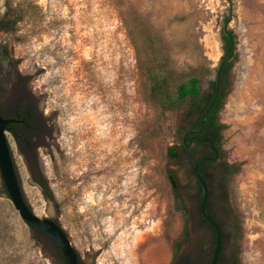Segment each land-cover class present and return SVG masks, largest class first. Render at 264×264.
Masks as SVG:
<instances>
[{"label":"rangeland","instance_id":"rangeland-1","mask_svg":"<svg viewBox=\"0 0 264 264\" xmlns=\"http://www.w3.org/2000/svg\"><path fill=\"white\" fill-rule=\"evenodd\" d=\"M6 12L15 23L0 32L8 53L0 67L30 82L48 121L36 156L10 133L9 145L33 213L61 225L80 264H208L214 237L198 215L190 158L167 156L181 146L180 114L159 118L148 100L124 19L133 13L144 22L169 67L183 75L217 67L222 20L230 15L238 61L219 118L227 160L243 165L227 203L215 201L210 212L227 234L226 264L236 243L241 264H264V0H0V17ZM6 95L0 88L3 110ZM0 264H64L56 243L20 218L1 177Z\"/></svg>","mask_w":264,"mask_h":264},{"label":"trees","instance_id":"trees-1","mask_svg":"<svg viewBox=\"0 0 264 264\" xmlns=\"http://www.w3.org/2000/svg\"><path fill=\"white\" fill-rule=\"evenodd\" d=\"M8 20V12L0 17V32H8L9 26L11 27L15 23V21L9 22ZM230 20V15L225 16L222 20L220 31L222 55L217 67L213 70L203 64L196 67L191 73L180 75L167 64V58L157 47L156 38L149 27L144 22L139 21V18L133 13L130 18L124 19L127 36L135 51L138 69L145 79L148 100L157 109L159 118L167 113L180 114L181 117L176 126V137L181 146L180 148L169 147L167 156L174 161L180 159L182 154L188 156L190 169L194 175L193 167L198 161V157H215V152H217L216 161L205 162L198 168L208 187L207 208L209 213L214 208L215 201L227 203L229 182L241 171L243 165L242 162H229L227 160V152L223 148V131L226 129V125L219 118V113L223 109L232 86V70L238 61L237 36L229 27ZM1 48L4 53L1 52ZM7 59L6 47H0V60L4 62ZM204 84H206V88H204ZM217 85L219 86L218 92ZM214 98V104L205 116L202 127L203 115ZM3 117L8 118V115L4 113ZM28 132L31 137L34 135L30 127L21 129V134L18 136L21 146L30 147V143H26L24 137L28 135ZM191 139L192 142L190 143ZM24 150L30 152L31 149ZM167 178L177 201V208L186 219V206L181 198L179 183L171 172L168 173ZM196 182L201 197L203 190L197 180ZM44 189L51 198L52 193L48 186H44ZM211 215L216 220L213 213ZM200 220L210 227L203 218L200 217ZM217 223L222 229L221 224L218 221ZM234 227V238L237 241L242 234L241 223L237 222ZM35 230L41 234H46L38 229ZM222 232L224 248L227 234L224 233L223 229ZM182 236H188L186 222ZM178 243L179 239L173 242L174 252H176ZM235 249L229 264H241L237 251L238 243H236ZM218 264H226L222 254Z\"/></svg>","mask_w":264,"mask_h":264},{"label":"water","instance_id":"water-1","mask_svg":"<svg viewBox=\"0 0 264 264\" xmlns=\"http://www.w3.org/2000/svg\"><path fill=\"white\" fill-rule=\"evenodd\" d=\"M218 89L219 86L217 85V92ZM215 98L211 101L207 111L203 115L202 127L203 120L212 108ZM10 122V119L4 118L0 113V177L6 189L7 196L20 218L26 223L29 228L43 231L54 240L63 256L65 264H79L78 252L71 244L67 233L61 227V225L55 222L53 219L39 218L38 216H36L25 198L19 173L15 165L13 152L10 148L7 138L9 135L7 131V125ZM191 142L192 139L190 140V143ZM217 156V152H215V157H202L195 163L193 167L195 178L203 190L202 196L200 197L198 215L210 225L214 237L213 249L208 264H218L219 262L223 249V232L220 225L208 212V187L203 177L199 173L198 168L205 162L216 161Z\"/></svg>","mask_w":264,"mask_h":264},{"label":"flooded vegetation","instance_id":"flooded-vegetation-1","mask_svg":"<svg viewBox=\"0 0 264 264\" xmlns=\"http://www.w3.org/2000/svg\"><path fill=\"white\" fill-rule=\"evenodd\" d=\"M0 65L3 66V62ZM0 88L7 91L6 105L4 110L0 105V113L2 116L6 113L8 115L7 119L11 120L7 125L8 133H10L18 147L31 149L30 153L36 156L37 150L40 148L38 140L45 135L48 121L44 117L43 111L37 108L34 89L30 86V82L25 81L18 71L6 72L3 67H0ZM29 127L34 135L31 137L28 132V135L24 137L25 142L30 143V147L21 146L18 136L21 134V129H28Z\"/></svg>","mask_w":264,"mask_h":264},{"label":"bare ground","instance_id":"bare-ground-1","mask_svg":"<svg viewBox=\"0 0 264 264\" xmlns=\"http://www.w3.org/2000/svg\"><path fill=\"white\" fill-rule=\"evenodd\" d=\"M218 54H219V52H218Z\"/></svg>","mask_w":264,"mask_h":264}]
</instances>
